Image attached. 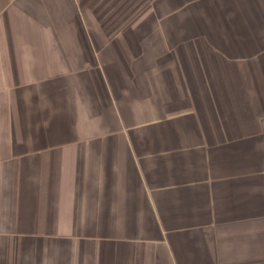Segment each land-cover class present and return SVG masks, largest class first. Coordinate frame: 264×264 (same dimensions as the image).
I'll use <instances>...</instances> for the list:
<instances>
[{
    "label": "crops",
    "instance_id": "0c3cea01",
    "mask_svg": "<svg viewBox=\"0 0 264 264\" xmlns=\"http://www.w3.org/2000/svg\"><path fill=\"white\" fill-rule=\"evenodd\" d=\"M0 264H264V0H0Z\"/></svg>",
    "mask_w": 264,
    "mask_h": 264
}]
</instances>
